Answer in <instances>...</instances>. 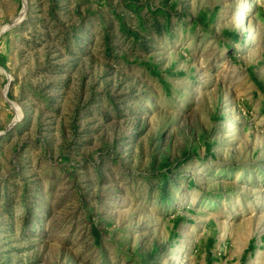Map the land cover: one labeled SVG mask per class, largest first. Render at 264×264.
<instances>
[{"label": "rangeland", "instance_id": "rangeland-1", "mask_svg": "<svg viewBox=\"0 0 264 264\" xmlns=\"http://www.w3.org/2000/svg\"><path fill=\"white\" fill-rule=\"evenodd\" d=\"M0 264H264V0H0Z\"/></svg>", "mask_w": 264, "mask_h": 264}, {"label": "bare ground", "instance_id": "bare-ground-1", "mask_svg": "<svg viewBox=\"0 0 264 264\" xmlns=\"http://www.w3.org/2000/svg\"><path fill=\"white\" fill-rule=\"evenodd\" d=\"M230 77H232V76H230ZM232 79V78H231Z\"/></svg>", "mask_w": 264, "mask_h": 264}]
</instances>
